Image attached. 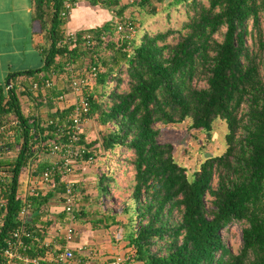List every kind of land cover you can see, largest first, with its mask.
Here are the masks:
<instances>
[{
	"label": "trees",
	"instance_id": "trees-1",
	"mask_svg": "<svg viewBox=\"0 0 264 264\" xmlns=\"http://www.w3.org/2000/svg\"><path fill=\"white\" fill-rule=\"evenodd\" d=\"M88 1L110 6L118 17L127 6L119 0ZM165 3L184 7L186 17L178 28L169 26L138 37L136 31L126 39L109 20L66 39L61 0H33V24L49 42L41 50L43 65L35 70L41 71L39 85L52 74L71 73V68L93 63L103 68L95 82L102 86L100 96L96 98L91 89L85 95L90 102L88 116L105 128L86 144L92 147L99 142L100 149L113 155L121 149L130 151L121 160L133 171L131 194L122 208L127 220L111 215L107 223L125 226L123 238L134 249L131 260L144 264H264V0ZM131 4H147L156 12L151 0H132ZM87 33L94 39L93 47L87 45ZM170 35L173 40L168 39ZM101 48L111 54H102ZM10 118L19 121L15 141L10 143L19 144V150L13 159L0 160L6 175L10 174L0 249L20 223L23 202L15 196L16 187L21 169L32 159V146L56 134L53 124L45 126L36 117L22 114L13 88L7 97L0 96V121ZM216 120L225 124L223 148L203 156L191 172L177 160L175 143L158 139L157 122L186 121L188 130L202 132L208 142ZM81 141L85 142L82 133ZM45 164L40 163L37 170ZM110 178L114 181L112 174L100 177L102 191ZM54 190L30 193L32 211L26 218ZM233 222L241 225L236 251L222 233ZM25 224L43 236L28 220ZM31 247L24 252L34 254L37 243Z\"/></svg>",
	"mask_w": 264,
	"mask_h": 264
},
{
	"label": "crops",
	"instance_id": "crops-1",
	"mask_svg": "<svg viewBox=\"0 0 264 264\" xmlns=\"http://www.w3.org/2000/svg\"><path fill=\"white\" fill-rule=\"evenodd\" d=\"M32 6L33 0H0V96H5L4 86L10 81L12 88L18 94L22 114L28 117L34 116L44 124L49 118H57L60 121L64 114L58 116L51 114L72 107L76 93L70 87L71 74L79 73L85 67L71 68V73L63 71L52 74L50 77L53 79V84L49 87L43 85L32 87V82L39 83L38 80H41V71L35 70L43 65L41 50L49 43L43 34L37 31V24H33ZM111 10L110 6L91 4L88 0H74L69 14L63 17L65 19L63 32L75 34L76 31L102 26L109 20L115 22L121 15L115 16ZM28 70L34 71L28 73ZM58 94H64V98L58 99ZM96 122L92 116H88L84 121L82 135L85 137V142H91L99 136ZM33 148L35 151L32 159L27 161L18 176L15 196L22 202L28 200L30 182L39 178L41 170L55 159L47 149ZM90 149L95 154V163L77 164L72 175L82 191L77 199L73 222L68 220L69 215L64 210V177L54 188L42 187L39 184L36 191L44 193L55 189L56 192L33 210L25 221L28 220L40 233H43L41 236L28 226L41 238V241L48 243L49 250L53 251L64 246L71 247L73 256L70 264H125L128 259L131 260L134 249L123 238L125 226L118 222L107 223V218L114 215L116 220L125 222L127 214L122 213V208L116 209L110 204V200L115 198V194H109L110 184H107L105 191L99 186L102 175L114 176L112 169L116 167V162H111L110 158L113 154L100 149L99 142H95ZM12 150L13 153H8L11 156L7 154L5 158L13 159L16 156L15 148ZM42 162H46L45 166L37 170V166ZM30 210L32 211L31 205L28 212ZM1 221L0 214V223ZM69 224L73 227V233L70 238H66L64 231ZM38 247L42 253L46 248L43 245ZM7 264L23 263L13 260ZM130 264L144 263L131 260Z\"/></svg>",
	"mask_w": 264,
	"mask_h": 264
},
{
	"label": "built area",
	"instance_id": "built-area-1",
	"mask_svg": "<svg viewBox=\"0 0 264 264\" xmlns=\"http://www.w3.org/2000/svg\"><path fill=\"white\" fill-rule=\"evenodd\" d=\"M132 1V0H129ZM62 6L60 9V15L67 17L74 0H61ZM114 28L121 37L130 39L136 33V22L129 18L125 14L121 15L114 22ZM66 39H72L74 34L68 32ZM88 47H93L94 39L91 33L86 34ZM102 37H106V32H102ZM102 70L97 64H90L83 68L79 73H72L70 78V87L76 93V99L69 112L62 116V119L49 118L44 123L46 126L48 123L53 124L56 134L54 138L41 139L36 141L33 147L47 148L48 152L55 156V159L50 165L45 166L40 173L39 178L30 182L29 194L35 192L37 187L54 188L58 185L60 180L63 179L64 190V210L68 213L70 222H73L75 218V210L78 196L81 194V189L78 181L72 177L74 169L77 164L82 162L95 163V154L91 151L86 142L81 141V133L83 130V123L88 117L90 110V102L85 93L89 92L92 88L98 72ZM53 84V79L45 78L42 85L49 87ZM7 97L9 90L12 88V83L7 81L5 83ZM32 87H40L37 81L32 82ZM58 99H63L64 94H58ZM19 124L16 118L6 119L0 121V160L5 158L9 152L13 153L12 148H15L17 154L19 150V144H14L12 147L11 142L15 141V130ZM34 149V148H33ZM86 154H88L86 156ZM8 156H11L8 154ZM4 165L0 163V214L2 215L3 209L6 205V192L8 191V181L10 174L6 175ZM71 175V176H70ZM33 180V179H32ZM41 188V187H40ZM29 201L24 200L22 206L19 209L18 217L20 223L16 226L12 232L11 237L7 240V245L0 249L2 256L1 264H7L9 261L18 260L23 264H70V260L73 256L71 247L64 246L63 248H56L55 250H49L48 243L41 241V238L36 235L32 229L26 226L25 218L29 210ZM73 233V227L71 224L67 225L64 235L66 238H70ZM28 239V241L26 240ZM37 242V246H45L42 253L39 249L34 254H27L24 251L31 248L32 243Z\"/></svg>",
	"mask_w": 264,
	"mask_h": 264
},
{
	"label": "rangeland",
	"instance_id": "rangeland-1",
	"mask_svg": "<svg viewBox=\"0 0 264 264\" xmlns=\"http://www.w3.org/2000/svg\"><path fill=\"white\" fill-rule=\"evenodd\" d=\"M151 1L156 8V12L154 13L151 11L150 5L131 4L132 1L120 0V4H127L125 15L131 16L136 22L137 37L144 32L153 33L158 30H164L169 26L178 28L186 17L184 7L181 4L166 6L165 2L158 0ZM168 39L173 40L174 38L170 35ZM100 50L102 54L110 53V51L105 48H101ZM111 85H114V83L110 84V86ZM122 85L126 86L125 82L122 83ZM101 91L102 86L95 83L92 87V93L96 95V98L100 96ZM98 124L99 123L96 122L95 126ZM156 126L160 129L158 135L159 141H172L175 143V156L178 161L185 164L188 168V172L194 169L203 156L219 152L223 148L225 124L222 120L215 121L212 138L208 142L204 141L202 132L188 130L186 121L167 124L157 122ZM129 152L130 151L127 149H121L110 158L112 160H110L111 162H116V167L112 169L114 171V181L110 180L109 182V194H115V198L110 200V204L116 209L123 208L125 201L129 199L131 194L133 171L129 164L126 167L125 164L121 162L123 156L129 155ZM222 233L225 236L226 242L236 251L241 243L240 223H231Z\"/></svg>",
	"mask_w": 264,
	"mask_h": 264
},
{
	"label": "water",
	"instance_id": "water-1",
	"mask_svg": "<svg viewBox=\"0 0 264 264\" xmlns=\"http://www.w3.org/2000/svg\"><path fill=\"white\" fill-rule=\"evenodd\" d=\"M165 2H167L168 0H164ZM98 127H97V129H104L105 128V125L104 124H98L97 125Z\"/></svg>",
	"mask_w": 264,
	"mask_h": 264
}]
</instances>
